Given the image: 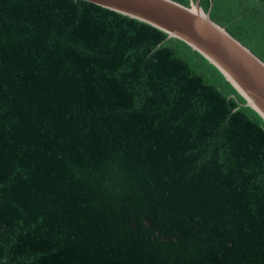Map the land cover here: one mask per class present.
Wrapping results in <instances>:
<instances>
[{
    "label": "trees",
    "instance_id": "16d2710c",
    "mask_svg": "<svg viewBox=\"0 0 264 264\" xmlns=\"http://www.w3.org/2000/svg\"><path fill=\"white\" fill-rule=\"evenodd\" d=\"M211 2L264 60V0ZM245 102L149 23L0 0V264H264V120Z\"/></svg>",
    "mask_w": 264,
    "mask_h": 264
},
{
    "label": "water",
    "instance_id": "95a60500",
    "mask_svg": "<svg viewBox=\"0 0 264 264\" xmlns=\"http://www.w3.org/2000/svg\"><path fill=\"white\" fill-rule=\"evenodd\" d=\"M149 23L215 65L264 120V60L210 16L200 0H85Z\"/></svg>",
    "mask_w": 264,
    "mask_h": 264
}]
</instances>
